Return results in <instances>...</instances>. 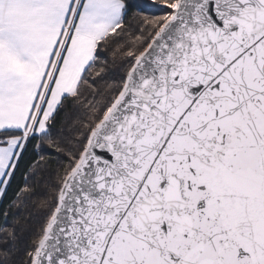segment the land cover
I'll use <instances>...</instances> for the list:
<instances>
[{
	"label": "snow or ice",
	"instance_id": "obj_1",
	"mask_svg": "<svg viewBox=\"0 0 264 264\" xmlns=\"http://www.w3.org/2000/svg\"><path fill=\"white\" fill-rule=\"evenodd\" d=\"M3 201L0 264H264V0H0Z\"/></svg>",
	"mask_w": 264,
	"mask_h": 264
},
{
	"label": "trees",
	"instance_id": "obj_2",
	"mask_svg": "<svg viewBox=\"0 0 264 264\" xmlns=\"http://www.w3.org/2000/svg\"><path fill=\"white\" fill-rule=\"evenodd\" d=\"M131 19V18H130ZM131 37L126 36L123 40H117L115 43L111 45V48L106 52V64L104 67V63L102 62L100 65H97L96 68L93 69V72L100 71V69L104 68V73H101V77L97 79L96 87L102 91L107 90V86L113 81V78L119 72L123 71V61L120 56H113V51L118 48L119 45L125 44L129 42ZM103 61V58H102ZM50 168L54 169L55 165H50ZM47 175V172H45ZM39 178V177H38ZM54 178V177H53ZM25 183L24 178L21 174H17V179L13 183V187L9 192V195L12 196L13 192L16 190L17 186H23ZM29 183H35V181L30 180ZM49 195V186L41 182L37 185L35 189V194L30 196H22L19 201L16 203V207L12 209L13 215L9 217L8 225L9 227H13L15 225H26L27 222L32 219L37 213H39L41 209L42 202L47 199ZM8 201L0 202V208L6 206ZM4 217L0 216V227L4 226ZM20 235H26V233L21 232Z\"/></svg>",
	"mask_w": 264,
	"mask_h": 264
}]
</instances>
